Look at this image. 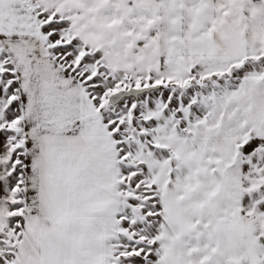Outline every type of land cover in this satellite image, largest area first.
Here are the masks:
<instances>
[{"label": "snow or ice", "instance_id": "obj_1", "mask_svg": "<svg viewBox=\"0 0 264 264\" xmlns=\"http://www.w3.org/2000/svg\"><path fill=\"white\" fill-rule=\"evenodd\" d=\"M0 264H264V0H0Z\"/></svg>", "mask_w": 264, "mask_h": 264}]
</instances>
